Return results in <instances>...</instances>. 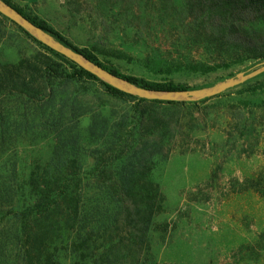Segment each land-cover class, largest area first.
<instances>
[{"label": "trees", "instance_id": "obj_1", "mask_svg": "<svg viewBox=\"0 0 264 264\" xmlns=\"http://www.w3.org/2000/svg\"><path fill=\"white\" fill-rule=\"evenodd\" d=\"M3 1L91 63L132 85L156 92L193 90L187 84L125 75L106 60L132 62L133 56L109 48L103 41L89 48L77 47L14 0ZM129 1L132 8L126 11V24L133 26V21L149 17V7L155 4L162 27L176 29L177 39L170 50L156 49L138 58L156 76H206L264 62V0H180L179 5L175 0ZM126 2L115 0L113 5L124 7ZM78 3L68 0L70 9L81 14ZM8 24L30 40L29 51L17 63H0V224L8 217L18 219L21 264H64L67 259L72 264H144L151 253L149 235L154 219L165 209V196L152 179L153 159L170 156L177 143L190 137L185 124L188 114H198L201 105L224 94L199 102L138 98L103 82L1 13L0 46ZM70 82L96 83L101 94L132 104L128 113L116 119L101 117L104 110H113L111 106L101 105L92 116L89 132L92 140L96 138V148L85 152L91 153L95 163L88 173L81 165L82 139L65 123L66 115L76 114L74 109L63 105L62 115L53 119L41 112L55 100L58 87ZM262 93L264 80L240 91L251 96ZM3 103L12 109L3 110ZM17 113L25 136L30 137L37 120L53 135L51 157L44 167L36 162L26 177L17 176L21 160H13L5 152L14 136L8 123ZM234 186L235 193L255 191L264 196V174L236 180ZM94 189L103 191L105 197L89 198L88 192ZM262 240L258 243L264 246Z\"/></svg>", "mask_w": 264, "mask_h": 264}, {"label": "rangeland", "instance_id": "obj_2", "mask_svg": "<svg viewBox=\"0 0 264 264\" xmlns=\"http://www.w3.org/2000/svg\"><path fill=\"white\" fill-rule=\"evenodd\" d=\"M14 1L77 47L89 48L96 41H103L109 48L128 53L134 61L108 59L106 62L125 75L148 81L187 84L194 91L216 86L243 73L248 75L264 65V62H252L206 76H156L138 58L152 50H170L177 38L176 29L162 27L155 4L149 7V17L133 21L132 26L126 24L128 17H125L126 11L132 8L129 0L124 7L119 6L122 9L113 5L115 0H75L79 2L81 14L70 9L68 0ZM175 4L179 5L180 0H175ZM29 49V38L8 24L0 46V63H17ZM261 80L264 73L201 105L198 114H188L185 124L190 137L177 143L170 156L153 159L152 179L165 196V209L154 219L149 235L151 253L144 264H264V246L258 243L264 239V196L255 191L235 193L234 186L236 180L264 174V104L259 103L264 102V93L240 94L243 88ZM58 88L55 100L41 112L53 119L62 115L63 105L74 109L76 114L66 115L65 123L74 136L82 139L81 165L88 173L95 163L91 153L85 152L96 148L93 142L96 138L92 140L89 132L92 116L103 105L113 110H104L101 117L116 119L128 113L132 104L101 94L100 86L93 82H70ZM240 100L251 104L246 107ZM2 107L5 111L12 109L8 103ZM83 114L87 116L81 118ZM17 116L18 113L8 123L14 136L5 152L13 160H21L17 176L26 177L31 166L39 162L44 167L51 157L53 135L37 120L32 125L36 133L31 130L30 137L25 136L21 130L22 119L17 121ZM88 196L97 200L105 197V193L94 189ZM19 226L16 217H8L0 224V264H21ZM63 263L72 264V260H63Z\"/></svg>", "mask_w": 264, "mask_h": 264}, {"label": "water", "instance_id": "obj_3", "mask_svg": "<svg viewBox=\"0 0 264 264\" xmlns=\"http://www.w3.org/2000/svg\"><path fill=\"white\" fill-rule=\"evenodd\" d=\"M0 13L13 21L15 24L23 28L37 40L41 41L45 45L49 46L56 52L67 57L71 61L77 63L79 66L97 76L103 82L123 91L132 96L148 99V100H161V101H174V102H199L205 99L216 97L230 89H233L248 80L256 78L264 73V65L252 73L240 74L236 78H232L228 81L220 83L216 86L194 90V91H181V92H156L147 89L140 88L132 85L131 83L113 75L112 73L102 69L101 67L91 63L82 55L76 53L71 48L65 46L51 34L39 28L22 14H20L13 7L9 6L3 0H0Z\"/></svg>", "mask_w": 264, "mask_h": 264}]
</instances>
